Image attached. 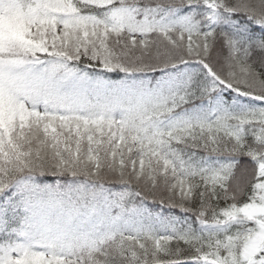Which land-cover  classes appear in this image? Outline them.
Masks as SVG:
<instances>
[{
    "label": "snow or ice",
    "instance_id": "obj_1",
    "mask_svg": "<svg viewBox=\"0 0 264 264\" xmlns=\"http://www.w3.org/2000/svg\"><path fill=\"white\" fill-rule=\"evenodd\" d=\"M0 264H264V0H0Z\"/></svg>",
    "mask_w": 264,
    "mask_h": 264
}]
</instances>
